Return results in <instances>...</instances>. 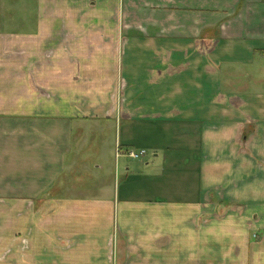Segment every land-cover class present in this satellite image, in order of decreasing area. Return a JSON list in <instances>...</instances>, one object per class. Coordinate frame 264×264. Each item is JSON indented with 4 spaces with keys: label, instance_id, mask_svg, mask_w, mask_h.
<instances>
[{
    "label": "crops",
    "instance_id": "crops-1",
    "mask_svg": "<svg viewBox=\"0 0 264 264\" xmlns=\"http://www.w3.org/2000/svg\"><path fill=\"white\" fill-rule=\"evenodd\" d=\"M0 264H264V0H0Z\"/></svg>",
    "mask_w": 264,
    "mask_h": 264
},
{
    "label": "rangeland",
    "instance_id": "rangeland-1",
    "mask_svg": "<svg viewBox=\"0 0 264 264\" xmlns=\"http://www.w3.org/2000/svg\"><path fill=\"white\" fill-rule=\"evenodd\" d=\"M152 11H154V10H152ZM99 124L101 125L100 127L98 125L94 124V127H92L90 130L98 129V128L101 129V127H103L106 123L102 122ZM114 126H115L114 131H112L110 128H108L106 131L107 132L106 135L97 134L95 131L93 133L91 132V136L83 138L87 142V144L85 145L84 148H109L112 139H116V131L118 129H120V124L118 125V127H116V123H115ZM140 145H142V146H140ZM147 146H150V144L148 142H138L137 145H134L131 148H147ZM135 151H137V150H135ZM92 155H93L92 153L86 152V153L81 155V159H84V160L86 159V161L88 160L91 162H95V158H93ZM150 156H151L150 152L148 153V151H147V156L144 159H141V161L148 160L150 158ZM100 162H103L108 167V169L112 170V171L113 170L116 171V166L120 164V160L117 162L115 155H113V156L109 155V156H107V158H104V161L101 160ZM87 177H88V175L82 176V178H84V179H86ZM85 189H88V188L86 187ZM87 191L91 192L90 189L86 190V192Z\"/></svg>",
    "mask_w": 264,
    "mask_h": 264
},
{
    "label": "built area",
    "instance_id": "built-area-1",
    "mask_svg": "<svg viewBox=\"0 0 264 264\" xmlns=\"http://www.w3.org/2000/svg\"><path fill=\"white\" fill-rule=\"evenodd\" d=\"M129 158L133 160H141L144 159L147 155L146 151H135V150H130L127 152Z\"/></svg>",
    "mask_w": 264,
    "mask_h": 264
}]
</instances>
